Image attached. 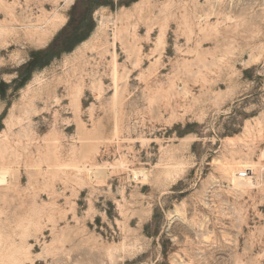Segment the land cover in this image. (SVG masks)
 Wrapping results in <instances>:
<instances>
[{
    "label": "rangeland",
    "instance_id": "obj_1",
    "mask_svg": "<svg viewBox=\"0 0 264 264\" xmlns=\"http://www.w3.org/2000/svg\"><path fill=\"white\" fill-rule=\"evenodd\" d=\"M3 166L0 264H264V0H0Z\"/></svg>",
    "mask_w": 264,
    "mask_h": 264
},
{
    "label": "bare ground",
    "instance_id": "obj_2",
    "mask_svg": "<svg viewBox=\"0 0 264 264\" xmlns=\"http://www.w3.org/2000/svg\"><path fill=\"white\" fill-rule=\"evenodd\" d=\"M124 17H125V15H124ZM123 18H120V19L122 20ZM113 21H114V19H113L112 16H105V15H103L101 17V19H100V23L103 24V25H106L109 22H113ZM77 169H79V170H85V171H87L89 173H91V172H94L95 173V171H92V168H89V167H77ZM13 173H15V172H14V169L12 167H4V166L3 167H0V185L5 184V183L10 184L11 183L10 180H11V177L13 176L12 175ZM94 173H91V174H93V176H94ZM101 174H102V172H101Z\"/></svg>",
    "mask_w": 264,
    "mask_h": 264
}]
</instances>
